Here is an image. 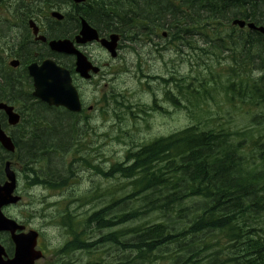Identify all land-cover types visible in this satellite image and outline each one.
Instances as JSON below:
<instances>
[{"label": "trees", "instance_id": "16d2710c", "mask_svg": "<svg viewBox=\"0 0 264 264\" xmlns=\"http://www.w3.org/2000/svg\"><path fill=\"white\" fill-rule=\"evenodd\" d=\"M184 1L186 6L192 4L193 8L179 9L159 0H148L143 10L137 5L146 20L167 27L174 37L178 35V41L188 42L187 30L173 29V26L189 20L185 10L208 15L213 14L215 9L201 13L203 6L200 0ZM247 6L253 7L251 12L259 10L260 17H264V3ZM120 8L124 9L125 6ZM218 8L221 11L224 6ZM107 9V5H103L100 11L94 13L95 21L101 29L123 28L133 17L126 12L121 18V11L112 13ZM238 10L239 7L232 3L224 13H236ZM182 27L187 28L188 22ZM232 44L210 45L214 50H219V55L227 53L229 59L226 60L233 72L229 77L232 81L223 86L216 104L221 105L222 94V102L240 111L246 124L243 127L235 126L231 113L225 110L218 113L208 111V99H216L215 93L209 94L213 90L210 81L199 76L193 86L192 82L186 84L182 79L179 83L180 104L170 88H166L165 98L186 110L195 124L138 146L136 151H130L127 155L130 164L117 162L108 169L94 164L81 155L82 149L74 146L78 141L75 135L79 134V120L75 114H60L44 103L38 105L41 108L35 109L34 118L27 121L38 122L44 119L41 118L46 116L44 107L51 110L53 116L49 119L50 123L45 117V124H49L43 130L32 132L35 133L34 138L46 144L44 148L35 149L36 143L33 140L27 143L29 146L24 147V151L20 146V151L26 153V159L30 157L28 164L35 162L38 157L48 156L52 161L58 158L55 153L73 151L77 159L74 162L93 169L100 177L109 181L119 178L117 175L124 180L131 179V192L121 194L122 197L115 196L118 191L116 185L115 188L110 185L102 192L89 191L78 197L80 207L88 204L93 206L101 203L102 198H110L102 208L86 216L83 222L74 221V210L70 207L62 209L60 214L68 220V226L76 223L72 230L79 226L87 228L94 223L103 229L130 222L133 228L131 239L124 238L128 228H122L101 236L97 243L109 242L122 250H136L145 254L143 258L149 260L152 257L161 260L163 256L173 253L170 264H264V70L260 77H256L253 71L254 66L264 68V53L261 45L251 41H247L248 45L240 44L233 38ZM0 70L3 72L0 75V97L17 100L14 93L23 92L28 87L22 79L25 75L18 77L8 73L5 62L3 67L0 65ZM184 99L187 103H184ZM114 101V113H117V109L123 107L124 103L116 99ZM33 106L27 104V107ZM142 106L138 111L146 117L153 110L161 109L156 100L154 105ZM87 132L88 129H82L83 135ZM6 158L7 153L0 145V180L4 176ZM56 165L61 168L64 165L63 158L57 164H51L46 175L49 179L42 180L43 183L50 187H63L77 180L70 165L66 180L53 184L56 176L52 173L56 171ZM137 198L147 204L145 209H137L136 204H132L128 210L127 200ZM147 213L161 214L162 219L152 217L151 223L137 224L136 221ZM79 247L85 248L87 243L83 241ZM125 260L123 264H128V260ZM137 262L139 259L135 258L133 263ZM96 264H102V261Z\"/></svg>", "mask_w": 264, "mask_h": 264}, {"label": "rangeland", "instance_id": "374dc122", "mask_svg": "<svg viewBox=\"0 0 264 264\" xmlns=\"http://www.w3.org/2000/svg\"><path fill=\"white\" fill-rule=\"evenodd\" d=\"M138 1H140L142 6H145L148 3L144 0ZM4 2L6 7L0 8V45L4 47L3 53L7 56L10 53L8 50L9 45L21 44L26 34H23L22 29L19 30L13 26L12 20H14V17L13 9L11 7V0H4ZM2 4L3 3L1 2L0 6ZM146 30L148 29L146 28ZM153 39V43H147L143 45L133 44L137 45L136 49L141 53L143 58L142 68L145 75L147 73L149 75H163L164 77L175 75L177 82H180L182 79H186L187 82L192 83L193 80L195 82V78L198 76L201 78L204 74H208L210 77V71H213L212 77L209 78L210 81L216 77L218 73H221V76H223L222 72L224 70L225 63L217 62L214 56L207 55L199 49L194 50L191 48H184V50L181 52L176 46L166 47L165 45L160 46V48L164 46L166 48L162 51V53H158L156 52L153 45L158 43L168 44L172 41L170 38L166 40L154 35ZM122 55L123 56L121 59L115 60L114 63H111L112 66L108 68L109 70L112 69L113 71L116 69L118 73L108 74L106 77L101 78L99 81L100 84L97 87L92 84L94 81H78L79 86L81 84L83 88V100L86 107L93 105L94 107L96 106V110L87 115L90 120L88 123L84 122V120H80L78 123V130L80 133L79 135H82V129L84 128L88 129V132L86 133V138L84 140L83 138L80 139L81 136H78V141L75 144V147L77 149H82V156L94 164H100L105 169H108L114 163L125 161L126 155L130 150L129 148L133 145L150 141L156 136L160 137L163 135H169L172 132L195 124L188 116L186 110L181 109V107L180 109H176L171 104L164 101L165 85L161 84V81L158 82L149 77H141L140 70L138 68V63L141 58L138 60V54L136 51L132 49L126 50V52L122 51ZM101 58L106 59L104 53L102 54ZM11 59L12 57L7 59V66ZM8 68H10V66H8ZM108 69H106V71H108ZM12 71L15 73L19 72V70L14 69H12ZM1 74L3 73L0 72V75ZM107 90H112V92H114V94L119 97V101H124L126 105L125 110L119 111L118 114H112V112L109 110L104 113L105 109L104 105L102 106V100L106 101V99L103 97L105 96ZM1 92L2 89L0 88V94ZM154 93H156L160 99L162 98L160 100L161 104L164 107H168L169 112L166 113L157 111L153 112L147 117L144 114H140V116L134 120L128 112L133 108V110L137 113L138 105L141 103H153ZM14 94H16L17 97H22L21 100L23 99V101H25L27 104H31L35 101L32 98H29L28 96L22 95L18 92H15ZM220 95L221 105L216 104L219 95L215 100L209 99L207 104L208 111L212 110L214 113H218L222 110H225L227 113H231L233 117L231 120L235 126L243 127L246 122H243L241 112L237 111L226 102L223 103V95ZM12 104L15 105L17 111L23 110L24 115H26L25 107H23L24 105L22 103L16 101L12 102ZM34 104L36 107L34 109L41 108L36 103ZM20 107H22V109ZM43 109L44 113H46V116L42 117H46L47 119H45L50 123L51 121L49 119L53 116L51 110L45 108ZM5 124V130L8 132V134L13 135L16 140H20V145L23 147V151L24 147L29 146L27 143H29L30 140H33V142L36 143L34 147L35 149L41 147L44 148L46 146L45 143L34 138L35 133L32 135L27 133L30 131L29 129H24L25 127L20 128L12 125L10 126L7 124V122ZM37 128L38 130L41 129L39 127ZM73 137L74 135L71 137V142ZM55 154L58 158H53L52 161H50L51 159H43V157H38V159L33 162V164H31L29 169H32L37 173L36 177L31 179H36L38 182H41L44 178H49L46 177V175L48 174L51 164L55 165L59 162V159L63 158V161H65L64 164L67 165V168L68 166L72 165V169L77 180L73 181L65 188H60V190L51 189L50 185L45 183H38L36 185L30 184V180L27 181V179L24 178L21 164L26 163L30 159V157H28V160L26 159L27 156L25 152L22 153L19 151L17 154L15 153L14 155H9L8 158L13 162V167L21 176L17 192L22 196V200L16 206L6 209L5 213L9 217H15L19 219V222L22 221L28 228L33 227L37 230L41 229L47 239L49 238V248L53 247L54 245L63 247L71 239V236L67 230L58 224L60 218L59 213L61 209L70 207L71 210H74L73 218L83 222L86 216L91 215L94 211L103 207L108 201L107 198H102L101 203L99 202L93 205L94 208L92 204L80 207L81 202L77 199L78 197L84 196L89 191L100 190L102 192L104 189H107V187H110V185H112L114 188L115 185L118 186L116 195H120L121 193L123 194L124 191H121V189L124 188L125 191H128L129 193L131 192L129 180L115 178L109 181L103 177H100L93 169L82 167L78 162H74L75 155L73 154V151ZM63 166V168H60L58 165H56V168L53 166L56 171L52 174L54 177L56 176V178L61 177L62 180H66L68 170L65 165ZM75 166H78V171L76 170ZM41 168H44L45 170ZM133 201H135L136 208L140 210L147 205L140 198L129 199L128 210H130ZM30 215L32 218L29 217ZM152 217H157L156 219H162L161 214L155 215L154 213H147L137 220L136 223H151L153 221ZM120 228H128L126 230L127 238L131 239V232L133 230L131 223L128 222L125 225H118L113 230H118ZM84 230L86 231V239L91 238L97 240L101 237V235L109 231H101L98 228H94V226L92 228H85ZM6 240L8 239L6 238ZM44 240V242H46V239ZM4 245L6 246L5 243ZM96 248L97 250L95 251V254H93L94 250H92L87 253L74 252L71 255L76 256L75 261L77 264L89 263L104 256H106L107 261L114 257H117V260L124 259V261H126V258L128 260V264H163V262L165 264H170L173 261L174 255L173 253H170L166 257L163 256L161 260L155 261L154 257H152L151 260L147 258L144 259L143 257L145 254L141 252L138 253L136 250H122L120 247H115L109 251H106L105 249L98 247ZM135 258H138L139 262L133 263ZM142 259H144L146 262L144 263L143 261H140ZM68 260L69 258H67V261ZM41 264H43L42 261Z\"/></svg>", "mask_w": 264, "mask_h": 264}, {"label": "water", "instance_id": "95a60500", "mask_svg": "<svg viewBox=\"0 0 264 264\" xmlns=\"http://www.w3.org/2000/svg\"><path fill=\"white\" fill-rule=\"evenodd\" d=\"M81 1V0H78ZM83 33V39L89 40L96 38L97 35L91 30L86 29ZM117 35L112 36V41L103 40V44L106 43V47L114 52L115 42ZM105 42V43H104ZM51 47L54 50L66 51L69 53H75L78 56L77 59V71L85 77H89V70L93 69L95 72L98 68H93L88 59L79 53L70 42L58 41L52 42ZM13 65H17V62H12ZM30 75L34 78V96L40 98L49 105L65 106L72 111L81 110V102L77 89L72 84V78L70 71L64 67L59 66L53 60H45L41 65L34 63L29 67ZM0 110H5L9 115V121L12 124H16L19 121V115L14 112V107L5 103H0ZM0 141L10 151L15 150V145L12 139L7 136L2 129L0 122ZM9 181L4 185H0V230H9L13 234V238L17 244L16 255L13 259L3 260L2 255L5 253L4 248L0 245V264H27L28 261L33 260L30 256L32 248L34 247L36 239V233L31 239L30 234L16 235L15 231L19 226L12 220L7 219L2 213V206L11 202H16L19 197L13 196V191L16 186L15 172L10 168V162L6 163L5 168Z\"/></svg>", "mask_w": 264, "mask_h": 264}, {"label": "flooded vegetation", "instance_id": "af4514ba", "mask_svg": "<svg viewBox=\"0 0 264 264\" xmlns=\"http://www.w3.org/2000/svg\"><path fill=\"white\" fill-rule=\"evenodd\" d=\"M2 0H0L1 3ZM12 0L11 7L13 9V26L19 30L22 29L23 34H31L33 35V28L31 27V21L33 20L36 22V24L39 26L40 29V34H44L48 36V34L51 31H62L66 34H74V35H69L68 37L71 40H75V37L80 33L82 29V19L83 15H87L91 11V5L87 4L85 6L78 5L80 8H76L73 5L67 6L70 8V11H65L64 13L62 12L63 8H54L57 11H60L64 14L63 18H59L58 16H53L51 14V10L47 11V0ZM59 1L61 5V1ZM77 6V5H75ZM229 7V4L227 6H224V9H227ZM90 9L89 10H82V9ZM81 15H78V14ZM231 13V11L229 12ZM236 15V13H234ZM233 14V15H234ZM259 14V19H264L260 17V11L258 10L257 15ZM206 15V14H204ZM141 20L146 21L145 17L143 16V13L141 12ZM92 22V23H91ZM91 24L95 26L96 28L100 29V31L103 33V36H108L111 31L116 32L115 27H110L106 29H101L100 24H98L95 21V18L91 20ZM144 26V25H143ZM141 26V27H143ZM126 27H129L126 25ZM126 30V29H125ZM110 31V32H109ZM122 31V30H119ZM127 31V30H126ZM123 36L121 34V42L123 39ZM34 39V40H33ZM33 39L30 38L27 40V42H22L21 44L17 45H9V49L12 52V56L17 58L20 61V66H24V64L28 61L27 59H33L35 57H39L42 52L48 51L49 49V40L46 42L44 41H38L35 39L33 35ZM251 42L256 43V45H261V43L258 41V39L251 40ZM35 45V46H32ZM78 47L85 51L91 60H93L94 63H99L100 62V57L99 53L97 52L98 47L100 48V43L97 41L94 42H88L85 44H76ZM119 45H122L121 43ZM8 49V50H9ZM4 47L0 45V65L2 66V61L4 58V53H3ZM65 61H66V66L71 69L73 72V77L76 79H79L77 74L74 73L75 71V56L74 55H69V54H64L63 55ZM104 64L109 65L107 61L104 62ZM81 80H84L80 77ZM84 81H94V77H92L90 80H84ZM53 248V247H51ZM43 260V264H56V259L55 257H52L49 259L47 256H45ZM62 261V258H60V263ZM55 262V263H54Z\"/></svg>", "mask_w": 264, "mask_h": 264}, {"label": "bare ground", "instance_id": "6f19581e", "mask_svg": "<svg viewBox=\"0 0 264 264\" xmlns=\"http://www.w3.org/2000/svg\"><path fill=\"white\" fill-rule=\"evenodd\" d=\"M137 1V3L138 4H141L140 3V1H138V0H136ZM141 6V9L143 10V8H144V5L142 6V4L140 5ZM221 9V8H220ZM224 10H226V9H223V10H221V11H219V14H220V16H222V20L224 21V22H226L228 19H226V17L225 16H228V18H231V17H234V16H236L234 13H224ZM261 12H263V11H261ZM234 14V15H233ZM263 15V14H262ZM257 16H259V14L257 15ZM252 40H254V39H252ZM261 47V49L263 50V52L262 53H264V45H261L260 46ZM0 72L1 73H3L2 72V70H0ZM21 81V80H20ZM21 83V82H20ZM0 88H1V85H0ZM18 95V94H17ZM33 164V163H32ZM29 165V167H31V164H28ZM50 173V172H49ZM60 176H62V175H60ZM60 178V179H59ZM59 178H54L53 179V181H54V183H56V184H60V183H62V182H64L65 180H62L61 179V177H59ZM67 178V177H66ZM46 178H44L43 180H45ZM58 179H59V182H58ZM62 181V182H61ZM184 223V222H183ZM175 224V223H174Z\"/></svg>", "mask_w": 264, "mask_h": 264}]
</instances>
